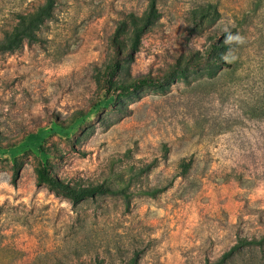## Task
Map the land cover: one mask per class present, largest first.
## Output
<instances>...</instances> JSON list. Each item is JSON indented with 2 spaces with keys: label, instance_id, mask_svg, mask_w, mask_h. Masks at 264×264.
<instances>
[{
  "label": "rangeland",
  "instance_id": "obj_1",
  "mask_svg": "<svg viewBox=\"0 0 264 264\" xmlns=\"http://www.w3.org/2000/svg\"><path fill=\"white\" fill-rule=\"evenodd\" d=\"M44 2L0 0V264H205L264 238V2L156 0L136 51L151 0L30 24ZM225 25L246 37L232 64ZM43 173L116 192L74 202Z\"/></svg>",
  "mask_w": 264,
  "mask_h": 264
},
{
  "label": "trees",
  "instance_id": "obj_2",
  "mask_svg": "<svg viewBox=\"0 0 264 264\" xmlns=\"http://www.w3.org/2000/svg\"><path fill=\"white\" fill-rule=\"evenodd\" d=\"M264 2V0H262ZM56 3V0H45L44 4L38 7L37 11L30 13L28 15L29 23L32 24L35 20H39L42 16H47L49 12L52 10ZM157 12V3L156 0H151L150 5L148 7L147 12L143 17V22L141 26L136 27L134 29V41L132 43L131 51H136L139 45L141 34L144 32V29L150 24L153 16ZM196 18V17H195ZM190 31L195 32L203 28V16L199 15L197 19L192 20V24L190 26ZM117 57L113 61V63L108 67L107 74L109 77H112L113 74L119 68V61L121 54L119 50L116 49ZM145 80H142L141 83H145ZM147 83H150L149 81ZM135 84H127L125 86H117L116 91L121 93H127L134 88ZM42 178L48 183V186L55 193L60 194L74 202H78L85 197L93 196L98 192H110L114 193L116 190L110 189L108 187L103 186L102 184H90L84 186H71L68 183L62 182L54 178L49 174L42 175ZM264 238L261 237L257 239H240L234 245H232L227 251L223 252L220 256L213 259L212 261H207L205 264H226L231 259H233L238 254L242 253L243 250L250 249L252 250V245L254 244H263Z\"/></svg>",
  "mask_w": 264,
  "mask_h": 264
},
{
  "label": "clouds",
  "instance_id": "obj_3",
  "mask_svg": "<svg viewBox=\"0 0 264 264\" xmlns=\"http://www.w3.org/2000/svg\"><path fill=\"white\" fill-rule=\"evenodd\" d=\"M225 33L224 44L229 46V49L226 53L221 55V59L226 64L234 63L238 57L235 55L232 45L240 46L246 43V37L239 32L233 33L230 28L225 25L222 29Z\"/></svg>",
  "mask_w": 264,
  "mask_h": 264
}]
</instances>
